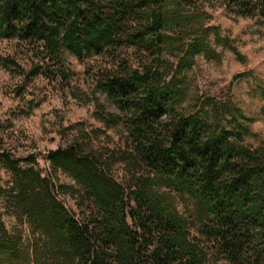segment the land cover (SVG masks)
Segmentation results:
<instances>
[{
    "label": "trees",
    "instance_id": "1",
    "mask_svg": "<svg viewBox=\"0 0 264 264\" xmlns=\"http://www.w3.org/2000/svg\"><path fill=\"white\" fill-rule=\"evenodd\" d=\"M213 2L264 23V0H0V39L42 59L29 77L67 82L68 54L100 59L93 91L115 111L95 99L93 116L119 127L124 145L118 156L81 142L48 151L51 170L72 184L43 176L33 154L0 151L10 175L0 184V264H264V138L243 144L246 129L224 122L236 108L189 101L184 84L196 56H217L210 37L242 59L198 22ZM116 162L128 166L124 181L110 174ZM1 206L16 219L11 230Z\"/></svg>",
    "mask_w": 264,
    "mask_h": 264
},
{
    "label": "rangeland",
    "instance_id": "2",
    "mask_svg": "<svg viewBox=\"0 0 264 264\" xmlns=\"http://www.w3.org/2000/svg\"><path fill=\"white\" fill-rule=\"evenodd\" d=\"M197 15L200 25L215 26L221 36L229 37L242 59L210 37L217 56L198 55L192 66L184 70L188 100L192 101L195 96L210 97L216 103L236 108L235 118L226 116L225 125L229 130L233 126L245 128L243 144L255 148L264 138L261 91L264 92V23L228 12L218 2L199 8ZM41 60L17 40L0 39V151L14 157L33 154L36 159L33 166L43 176L55 184H72L59 170H51L45 154L57 147L81 142L101 150L104 155L108 153L106 150H111L118 156L124 147L122 134L119 127L106 128L93 116L95 99L105 106V111H115L103 94L93 91L89 71L99 63L98 57L79 60L68 54L65 66L74 75L67 82L49 81L41 74L29 77L30 69ZM110 170L115 180L127 179L129 169L123 163H114ZM0 184L5 188L10 186V175L1 166ZM57 197L79 218L74 199L62 193ZM176 206L185 215L183 201L177 200ZM1 211L6 228L11 230L17 224L16 219L2 206ZM17 226L27 233L25 225Z\"/></svg>",
    "mask_w": 264,
    "mask_h": 264
}]
</instances>
